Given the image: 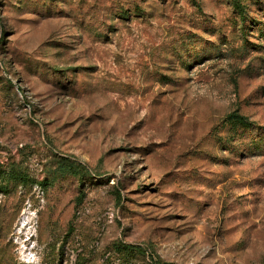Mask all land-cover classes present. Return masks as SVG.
Returning a JSON list of instances; mask_svg holds the SVG:
<instances>
[{
	"label": "rangeland",
	"instance_id": "1",
	"mask_svg": "<svg viewBox=\"0 0 264 264\" xmlns=\"http://www.w3.org/2000/svg\"><path fill=\"white\" fill-rule=\"evenodd\" d=\"M241 7L0 0V172L27 179L0 264H264V0Z\"/></svg>",
	"mask_w": 264,
	"mask_h": 264
},
{
	"label": "trees",
	"instance_id": "2",
	"mask_svg": "<svg viewBox=\"0 0 264 264\" xmlns=\"http://www.w3.org/2000/svg\"><path fill=\"white\" fill-rule=\"evenodd\" d=\"M232 2V8L238 12V15L240 17V20L243 21L245 12L244 8L241 7V0H231ZM225 122L229 125L232 131H237L238 129H249L251 126V123L243 116L238 115L237 113H231L227 116L225 119ZM251 130V128H250ZM58 171L61 175H67V174H76L79 178L82 173H80L78 170V165L68 161L66 159H61V162L58 163ZM16 180L20 181L21 183H26L27 179L25 177H22L19 174H12L10 176L8 175H1L0 172V189L1 192L6 191L8 187V182H16ZM112 251L116 253L119 256H126L127 258L130 255H133L135 253L143 254V250L138 246L133 245H126L122 243H116ZM83 260V259H82Z\"/></svg>",
	"mask_w": 264,
	"mask_h": 264
}]
</instances>
